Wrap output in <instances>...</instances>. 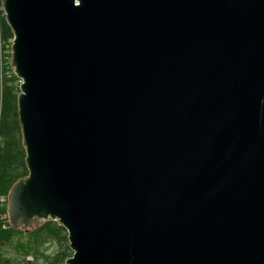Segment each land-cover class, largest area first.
Segmentation results:
<instances>
[{
  "label": "water",
  "instance_id": "1",
  "mask_svg": "<svg viewBox=\"0 0 264 264\" xmlns=\"http://www.w3.org/2000/svg\"><path fill=\"white\" fill-rule=\"evenodd\" d=\"M27 176L8 223L63 264H264V0H0Z\"/></svg>",
  "mask_w": 264,
  "mask_h": 264
},
{
  "label": "trees",
  "instance_id": "2",
  "mask_svg": "<svg viewBox=\"0 0 264 264\" xmlns=\"http://www.w3.org/2000/svg\"><path fill=\"white\" fill-rule=\"evenodd\" d=\"M12 32L0 2V264H62L71 257L65 229L47 220L26 233L8 223L7 196L12 185L27 176L17 116L19 80L10 66ZM53 248L51 254L47 252ZM19 254L21 261L8 255ZM31 256L32 261L24 260Z\"/></svg>",
  "mask_w": 264,
  "mask_h": 264
},
{
  "label": "rangeland",
  "instance_id": "3",
  "mask_svg": "<svg viewBox=\"0 0 264 264\" xmlns=\"http://www.w3.org/2000/svg\"><path fill=\"white\" fill-rule=\"evenodd\" d=\"M32 228H33V227H32ZM32 228H31V229H32ZM28 230H30V229H27L26 233L29 232ZM52 251H53V248H52V247H50V249L47 250V252H48L49 254H51ZM8 257H13L14 261H17V262H18V261H21V259H22V256L19 255V254H16V255H13V256H12V255H8ZM24 260H25V261H28V262H31V261H32V257H31V256H25V257H24ZM64 262H65V261H64ZM64 262H63V263H64ZM63 263H62V264H63Z\"/></svg>",
  "mask_w": 264,
  "mask_h": 264
}]
</instances>
